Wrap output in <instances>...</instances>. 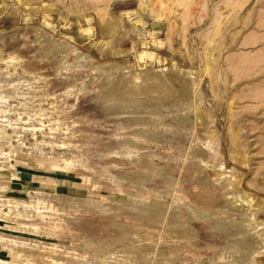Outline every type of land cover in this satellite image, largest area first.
<instances>
[{
	"label": "rangeland",
	"instance_id": "obj_1",
	"mask_svg": "<svg viewBox=\"0 0 264 264\" xmlns=\"http://www.w3.org/2000/svg\"><path fill=\"white\" fill-rule=\"evenodd\" d=\"M260 222L264 0H0V264H264Z\"/></svg>",
	"mask_w": 264,
	"mask_h": 264
},
{
	"label": "bare ground",
	"instance_id": "obj_2",
	"mask_svg": "<svg viewBox=\"0 0 264 264\" xmlns=\"http://www.w3.org/2000/svg\"><path fill=\"white\" fill-rule=\"evenodd\" d=\"M65 45V44H64ZM13 57L15 58V56L13 55ZM13 57H11L12 58V61H15V59L13 58ZM157 95V94H156ZM144 113V112H143ZM142 113V114H143ZM198 119H199V121L200 122H203V117H198ZM205 119V118H204ZM190 121H191V119H189ZM198 121V120H197ZM208 127V126H207ZM207 130V129H206ZM205 130V131H206ZM207 134V133H206ZM209 135V134H208ZM207 150V149H206ZM204 157V156H203ZM207 157V156H206ZM205 157V158H206ZM205 160V159H204ZM207 160V159H206ZM206 160L204 161L205 162V164H206ZM203 161V160H202ZM203 163V162H202ZM223 166V165H222ZM221 165H220V167H222ZM204 169V168H203ZM221 170V169H220ZM169 180H171V179H169ZM169 180H168V182H169ZM216 180V179H215ZM219 181H220V179H218ZM218 181V182H219ZM215 182H217V180L215 181ZM214 182V183H215ZM225 182H227V181H225ZM213 183V184H214ZM170 184V183H169ZM222 184V183H221ZM215 185V184H214ZM220 185V184H219ZM224 185V184H223ZM226 185V186H225ZM224 186H225V188H224V194H225V198H226V208H229L230 207V205H232V206H234L235 208H240V205L239 204H237V203H235V199H234V197H233V195L231 194L232 192L230 191V188H232V186H230L231 185V183H230V181H229V183L227 182V184H225ZM217 186V185H216ZM234 188V187H233ZM223 190V189H222ZM221 190V191H222ZM231 192V193H230ZM201 195V194H200ZM237 195V194H236ZM236 198H237V196H236ZM244 199L246 200V201H248L249 199H247V197H244ZM225 202V201H224ZM250 204V203H249ZM177 207H178V205H176ZM175 206V207H176ZM225 206V205H224ZM174 207V206H173ZM180 207V206H179ZM218 208V207H217ZM220 208V207H219ZM234 208V209H235ZM172 209V208H171ZM178 209V208H177ZM230 209V208H229ZM246 209V208H245ZM165 210V209H164ZM181 210H182V208H181ZM173 211V210H172ZM178 211V210H177ZM224 211V210H223ZM180 212V211H179ZM239 211H237V213H238ZM241 212V211H240ZM249 212V211H248ZM248 212H247V210H245L244 212H242V214L244 215V214H247L248 215ZM178 213V212H177ZM220 213V212H219ZM179 214V213H178ZM194 214V213H193ZM223 214V213H222ZM240 214V213H239ZM241 214V215H242ZM227 215V214H226ZM226 215H225V217H226ZM233 215V214H232ZM232 215H229L228 216V219L229 220H227L228 221V223H230L231 225H234V226H239L240 228H246V235L244 236L245 237V239H249L250 240V236L253 234L252 233V231L250 230L251 228H249V226L246 224V222H242V221H239L236 217H233ZM242 215V216H243ZM250 215V214H249ZM182 216V215H181ZM186 216V215H185ZM223 216H224V214H223ZM239 216V215H238ZM241 217V216H240ZM250 217V216H249ZM248 217V218H249ZM172 218V217H171ZM181 218V217H180ZM187 218V217H186ZM224 218V217H223ZM251 218V217H250ZM242 219V218H241ZM247 219V218H246ZM253 219V218H252ZM184 220V219H183ZM248 221H249V219H247ZM252 221V220H251ZM170 222V221H169ZM185 222V221H184ZM223 222V221H222ZM254 222V221H253ZM229 224V225H230ZM184 225V224H183ZM186 225V224H185ZM216 225H218V224H216ZM229 225H227L226 226V228L229 226ZM253 225V224H252ZM190 226V225H189ZM255 226L257 227V229H259V230H264V222H260V223H256L255 224ZM224 227V226H223ZM251 227H253V226H251ZM189 230V229H188ZM240 230V229H239ZM243 233V232H242ZM252 233V234H251ZM254 237H255V235H254ZM240 239V238H239ZM248 240V241H249ZM256 240V239H255ZM259 240V239H258ZM258 240H256V241H258ZM251 241V240H250ZM259 242H262V241H260L259 240ZM244 243H245V241H244ZM247 243V242H246ZM252 243H253V241H252ZM263 244V243H262ZM262 244H259V246L260 245H262ZM261 247V246H260ZM235 248V247H234ZM257 249V248H256ZM258 249H259V247H258ZM261 249V248H260ZM259 252V251H258ZM248 253V252H247ZM258 254V253H257ZM253 256H255V255H253ZM257 256V255H256ZM250 257H252V256H250Z\"/></svg>",
	"mask_w": 264,
	"mask_h": 264
}]
</instances>
